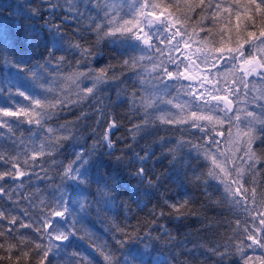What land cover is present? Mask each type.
Returning a JSON list of instances; mask_svg holds the SVG:
<instances>
[{
  "label": "trees",
  "instance_id": "obj_1",
  "mask_svg": "<svg viewBox=\"0 0 264 264\" xmlns=\"http://www.w3.org/2000/svg\"><path fill=\"white\" fill-rule=\"evenodd\" d=\"M63 9H68L65 0H60ZM73 3H80V0H72ZM104 0H100L103 4ZM119 8H125L132 0H113ZM164 6L176 3L177 0H156ZM181 5L179 12L187 13L190 19L186 21L188 35L191 36V48L184 49V54H192L194 64L191 69L202 75L211 74L219 76L223 80L224 73L230 65L220 67L219 71L212 69L211 63H201L195 53L196 48L220 47V29L223 20L218 24H212L206 17L208 11H201L197 7L199 0H178ZM222 2V0H220ZM89 0H83L80 8L83 11L84 5ZM33 8H40L42 19L34 18L31 12ZM119 10V9H118ZM170 11H176L175 8ZM72 12L58 10L55 15L42 6L41 0H0V50L5 46L15 47V51L5 54L0 51V57L7 55L8 60L18 57L21 51L28 60L23 67L32 68L36 63L42 66L41 76L36 82L35 89H29L26 94L34 98L55 101L56 98L65 101L67 107L64 109L50 110V119L42 121L44 128L58 130L57 136L74 134L73 139L62 140V148L51 149V155L45 148L44 156H37L35 161L30 157L36 146L47 144L50 136L40 131L35 124H28L29 117L8 118L12 121L9 126L0 128V155L6 157L0 161V172L8 171L17 160L20 162L21 170L28 173L24 177H5L0 180L6 192L0 194V208L6 211L8 219L17 217L19 221L31 223L36 221L42 211L46 212L50 206L53 194L61 187L62 180L60 173L63 166L75 159L74 153L81 147L90 152L94 145L99 144L92 152L90 160L89 179L80 195H73L75 201L72 217L69 218V225L75 220V228L78 230L71 244L64 250L67 255H61L53 261V264H74L73 254L85 255L93 261V264H112V261H105L101 248H93V242L103 246V250L110 252L114 258H127L130 245L121 246L117 240L121 235L116 228H125L129 233L133 230L138 232L139 238L133 244L145 253V264H246L245 256L264 258V250L260 248L247 249L241 245L243 253L238 250L236 221L242 223L249 219V214L244 208H235L225 198L224 187L218 180L210 178L207 173L211 167L210 161L204 158L207 151V136L200 130L191 127L189 123H160L156 118L160 112L150 113L146 126L134 130V126L144 125V109L141 106V99L149 97V89L155 85L154 64H159L167 59L163 54L147 53L141 61L139 68H123L122 61L129 55L139 57V52H123L118 45L110 41H104L95 46L96 36L87 27L88 19H66ZM94 17L95 11L91 12ZM127 18V17H125ZM44 20H52L62 25L65 33L63 44L64 50H55L51 63L44 64V58L48 52L43 47L39 50L29 49L23 46L22 37L25 32L33 28H40ZM204 28L205 31H201ZM211 28L212 34L208 35L207 29ZM47 31V30H45ZM229 35H224V46L235 47V40H229ZM204 41V43H201ZM69 42H78L93 47L94 52L100 55L91 59L90 67L100 69L108 65H116L115 75L118 80L110 81L103 85L96 94L86 100L80 99L79 90L76 85L67 80L74 71H87L86 67L77 66L76 61L80 56L76 51H69L66 45ZM160 47V45L158 46ZM171 54H175L173 51ZM151 56V59L148 57ZM64 57V62L56 65L57 58ZM226 68V69H225ZM32 71L37 69L32 68ZM226 73V71H224ZM15 67H9L0 58V87H4V81H16ZM24 77H30L31 72H25ZM113 75L109 72V78ZM45 77L47 79H45ZM233 79L235 76L230 75ZM232 80V79H228ZM143 81V83L141 82ZM250 82L251 91L245 96V90L241 87L240 95L236 98L251 101L253 95L264 91V80L258 83ZM87 83V82H85ZM43 86V94L41 87ZM84 85H81L83 87ZM90 86V85H89ZM185 83L176 84L175 91L171 95L159 93L164 100H173V104L185 105V110L172 107V105H161L163 113L180 119H190L191 109L182 97L187 99ZM15 92V88L12 89ZM136 93V96H133ZM222 94V93H221ZM5 95H0V104H7ZM154 99V98H153ZM17 107L28 108L30 101L22 97H14ZM140 109L137 111V109ZM34 118V117H33ZM112 120L116 126L108 131L110 139L114 142L115 148L112 155H107L109 149L104 147L102 138ZM65 126L68 131L61 130ZM234 120L229 123L227 120L217 124L212 135L218 141L219 149L227 153H234L243 156L240 148L246 147L243 141L237 139V129L242 128ZM229 130L231 136H229ZM38 134V135H37ZM222 134V135H221ZM256 155L264 157V142L257 140L252 146ZM147 153V159L140 163L136 155L143 157ZM123 156V161L116 163L117 156ZM27 160V164L24 161ZM139 167H144L149 178L157 183L153 188L148 185L147 180L141 182L139 176L135 175ZM258 174L255 177L257 184L264 189V165L257 164ZM200 177L199 181L196 177ZM159 177V181H156ZM105 184L113 186L105 188ZM71 192V189H69ZM189 201V209L192 215L176 219V214L165 205V201L175 203L183 200ZM260 199V196L257 197ZM81 204L84 205L81 210ZM252 208L251 204L247 205ZM186 209L185 211H187ZM264 210V209H262ZM163 211L164 216L158 214ZM27 213V215H25ZM19 229L7 220L0 221V229H18V235L30 237L37 242L47 244V237L38 239L39 234L35 233V227ZM258 226V224H257ZM166 233V234H165ZM249 243V242H245ZM227 249L228 255L219 256L217 252H224ZM28 249H25L27 251ZM0 255L7 256L0 251ZM12 261L0 260V264H15L16 252L12 254ZM29 264H35L39 259L32 255L27 258ZM19 264H25V258H21ZM123 264V260L120 261ZM253 264H259L255 260Z\"/></svg>",
  "mask_w": 264,
  "mask_h": 264
},
{
  "label": "snow or ice",
  "instance_id": "obj_2",
  "mask_svg": "<svg viewBox=\"0 0 264 264\" xmlns=\"http://www.w3.org/2000/svg\"><path fill=\"white\" fill-rule=\"evenodd\" d=\"M68 4V9H63L60 0H41L42 6L50 13L55 15L58 10L71 11L70 17H65L72 21L76 19H88L90 23L88 28L95 34V46H99L101 42L110 41L113 45H118L123 52H139V57L129 55L122 61L121 67L137 69L142 60L145 59L147 53L163 54V49L157 45H165L175 52H180L183 49L191 48V36L188 35L186 21L190 19L188 14H177L181 5L178 0L176 3L164 6L162 2L158 3L156 0H132L125 8H119V5L113 0H104L103 4L100 0H89L88 4L84 5V10L80 8V3H73L72 0H65ZM197 7L201 11H208L209 15L206 17L212 24H218L221 20L224 23L220 29V47H205L196 48L195 55L201 63H211L212 69H219L217 65L223 67L230 65L234 75L238 78L228 80L224 77L223 80L219 76L211 74L205 75L202 79L199 76L186 75L194 64L192 61V54L185 55L181 53L180 56L169 55L167 63L163 60L159 64H154L153 72L156 73L155 85L149 89V97L141 99V106L144 109V125L134 126V130L146 126L148 123L149 114L160 112L156 119L160 123L174 124V123H189L191 127L200 130L207 136L204 158L210 161L211 167L207 175L219 181L224 187L225 198L235 208H244V211L249 214V219L245 222L237 220L236 226L237 237L239 243L236 244L241 253L245 245L247 249L260 248L264 250V189H261L257 184L255 177L258 174L257 164L264 165V157L256 155L251 147L257 140L264 142V91L259 92L258 95H253L251 101L243 109L236 107L237 97L240 95L241 87L245 90L244 95L247 96L251 91L249 88V78H259L264 80V0H199ZM175 8L176 11H170ZM119 9V10H118ZM95 11L96 15L93 17L91 12ZM34 18L42 19L40 16L41 9H31ZM127 17V18H125ZM47 30V31H45ZM201 31H205L201 28ZM208 35L212 34L211 28L207 29ZM225 33H234V37L229 35V40H235V47L224 46ZM65 33L62 31V25L56 24L52 20H44L40 28H33L30 32H25L22 37L24 47L29 49L39 50L41 47L48 52V57L44 58V64L47 66L51 63V57L54 52L49 49L64 50L63 44ZM175 42V43H173ZM204 43V41H201ZM67 50L76 51L80 59L76 61L77 66L86 67L87 71H74L66 77L76 85L79 90L80 99L86 100L96 94L101 86L108 84L110 81L118 80L119 77L115 75L116 65H108L100 69L91 68L90 61L99 56V52H94L93 47L78 43L69 42L66 45ZM3 53L8 54L15 51L13 46L11 49L5 46ZM4 63L9 67L16 69V81H4V87H0V95H7L5 99L8 103L0 104V128L9 126L12 122L8 118L29 117L28 124H35L40 131L49 135L51 138L47 144L41 143L36 146L30 159L35 161L37 156H44L45 148L49 151L47 155H51V149L62 148V140H69L74 138V134L70 133L67 136H57L58 131L51 127L44 128L42 121L47 122L50 119V110L64 109L67 107L64 100L56 98L55 101L34 98L33 95L26 94L29 89H35L37 84L35 81L41 76L42 66L36 63L32 68L37 71H32V68L23 67L28 63L25 59V54L21 51L18 57H13L12 60L7 59V55L0 57ZM151 59V56L148 57ZM64 62V57L57 58L56 65L59 66ZM25 72H31L30 77H24ZM109 72L113 75L109 78ZM45 79H47L45 77ZM182 80L198 81L200 88L205 91H198L191 87L185 86V91L190 97L189 105L195 107L196 111L190 113V119L177 120L165 113L161 105H172L182 112L185 110V105L173 104V100H164L159 93L171 95L175 91V85ZM87 82V83H85ZM143 83V81H141ZM81 85H84L81 87ZM90 85V86H89ZM210 86V87H209ZM41 94H43V86L41 85ZM15 88V92L12 89ZM222 93V94H221ZM19 96L24 100L30 101L28 108L17 107L14 97ZM136 96V93H133ZM154 98V99H153ZM140 109L138 108L137 111ZM221 116L224 119H221ZM34 117V118H33ZM227 120L231 123L233 120L237 124H242V128L237 129V139L243 141L246 147H242L239 151L243 152V156H238L234 153H225L219 149L218 141L212 135L213 130L217 124H222ZM116 126L114 120L109 122L108 129L100 143L108 148L107 155H112L114 150V142L110 139L108 131ZM61 130L68 131L65 126H61ZM38 135V134H37ZM222 135V134H221ZM229 136L231 131L229 130ZM99 144L94 145L90 152H86L83 147L75 152V159L67 165L63 166V171L60 173L62 184L61 187L53 194V199L46 212L42 211V215L31 223H24L18 220L17 217L8 219L6 211L0 208V221L7 220L10 225L19 226V229L32 228L33 224H38L35 227V233L39 234L38 239L43 240L47 237V244L37 242L30 237H23L18 235V229L8 228L0 229V251L7 254V256L0 255V260L8 259L12 261V253L16 252L15 264H19L21 258H25V264H29L28 257L34 255L39 259L35 264H53V261L61 255H67L64 251L76 236L77 229L75 224L77 221L73 220L69 225V218L72 217L74 211L75 201L72 199L73 195H80L86 189L84 185L89 179V165L92 152L95 151ZM5 156L0 155V161H4ZM116 163L123 161V156H117ZM136 159L140 163H144L147 159V153L141 157L138 154ZM27 160L24 161L27 164ZM15 178L24 177L28 173L21 170L20 162L17 160L12 164L8 171L0 172V180L5 177ZM135 175L139 176L141 182L147 180L150 187H157L149 178L144 167H139ZM159 181V177L155 178ZM199 181L200 177H196ZM113 186L105 184V188H112ZM71 189V192H69ZM6 189L0 185V194H4ZM260 196L258 200L257 197ZM251 204L252 208L247 205ZM165 205L176 214V219H181L187 215H192L193 212L189 209V201H177L170 203L165 201ZM84 205L81 204V210ZM188 209L187 211H185ZM27 215V213H25ZM159 216H164L165 213L161 211ZM258 224V226H257ZM116 232L121 235V239L117 240V244L124 246L130 245L127 253V258H114L110 252L104 251L103 246L96 245L93 242L92 247L101 248V253L105 261H112V264H145L144 256L138 247L133 244V241L139 238V233L133 230L129 233L125 228H116ZM166 234V233H165ZM249 242L246 243L245 242ZM25 249H28L25 251ZM219 256L228 255L227 249L224 252H217ZM246 264H253L255 260L259 264H264V258H254L245 256ZM74 264H93V261L85 255L73 254Z\"/></svg>",
  "mask_w": 264,
  "mask_h": 264
},
{
  "label": "rangeland",
  "instance_id": "obj_3",
  "mask_svg": "<svg viewBox=\"0 0 264 264\" xmlns=\"http://www.w3.org/2000/svg\"><path fill=\"white\" fill-rule=\"evenodd\" d=\"M175 43V42H173ZM159 46V44L157 45ZM160 48L164 50V52L166 53V55L164 56L166 59L168 58V56L173 52V50L171 48H167L166 47V44L165 45H160ZM175 52V51H174ZM181 53H184V49L181 47V51L180 52H175V54H171L173 56H180L181 59H183V56L181 55ZM164 60V59H163ZM166 63V62H165ZM226 69V68H225ZM226 71V73L224 72ZM223 73H224V76L227 77L228 79H233L232 77H230V75H234L232 69H231V66L228 67L226 70H224ZM202 72L203 70L200 69L199 73L195 72L194 70L191 69V67H189V70L186 74H190V75H194V76H199L201 79L204 77V76H200L202 75ZM235 78H238L235 76ZM250 82H255V81H263V80H260L259 78H249ZM256 82V83H258ZM185 83V86L187 85H191V87L197 89L198 91H205V89H202L200 88V85H199V82L198 81H195V82H192V83H189V82H184ZM176 87V85H175ZM210 87V86H209ZM185 91V90H184ZM185 93L187 94V92L185 91ZM182 100H184L186 103H187V107L189 109H191L192 111H196V108L195 107H191V106H188L189 105V101H190V97L188 96L187 94V99L182 97ZM247 106V102H245L244 100H238L237 101V104H236V107L239 108V109H243L244 107ZM221 119L223 120L224 117L221 116Z\"/></svg>",
  "mask_w": 264,
  "mask_h": 264
},
{
  "label": "water",
  "instance_id": "obj_4",
  "mask_svg": "<svg viewBox=\"0 0 264 264\" xmlns=\"http://www.w3.org/2000/svg\"><path fill=\"white\" fill-rule=\"evenodd\" d=\"M186 75H190V74H186ZM182 81H187V80H182ZM187 82H192V81H187Z\"/></svg>",
  "mask_w": 264,
  "mask_h": 264
}]
</instances>
